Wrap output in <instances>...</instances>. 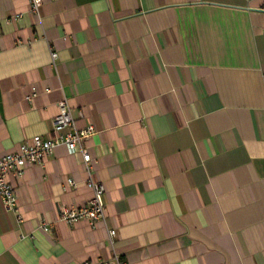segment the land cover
<instances>
[{"label":"crops","instance_id":"crops-1","mask_svg":"<svg viewBox=\"0 0 264 264\" xmlns=\"http://www.w3.org/2000/svg\"><path fill=\"white\" fill-rule=\"evenodd\" d=\"M63 100L104 218L60 220L92 192L59 146L8 175L0 264H264V0H0V158Z\"/></svg>","mask_w":264,"mask_h":264},{"label":"built area","instance_id":"built-area-1","mask_svg":"<svg viewBox=\"0 0 264 264\" xmlns=\"http://www.w3.org/2000/svg\"><path fill=\"white\" fill-rule=\"evenodd\" d=\"M30 13L39 16V8L42 0H28ZM51 59H56V54H51ZM94 128L88 126L78 129L72 112L65 100L58 104V113L51 121L50 136L43 140L34 137L18 147L13 153H7L0 158V202L5 211L17 213V198L15 189L8 183V175L21 179L25 169L29 166L40 165L49 157L54 149L63 146L68 153L79 157L81 165L87 171L88 179L86 186L91 190L92 197L84 206L61 207L60 220L67 225H73L79 221H87L93 226L95 222L104 218L105 206L103 202L104 187L96 181L91 172L92 163L91 151L88 147L90 138L94 135ZM67 188L74 187L71 179L66 180ZM19 217V216H18ZM39 229L48 232L49 227L43 223L39 224ZM115 237V232H108V239L111 242ZM120 264L115 258L111 263Z\"/></svg>","mask_w":264,"mask_h":264}]
</instances>
